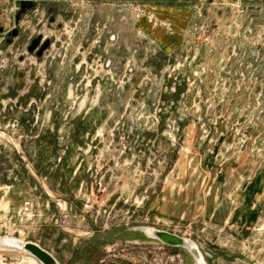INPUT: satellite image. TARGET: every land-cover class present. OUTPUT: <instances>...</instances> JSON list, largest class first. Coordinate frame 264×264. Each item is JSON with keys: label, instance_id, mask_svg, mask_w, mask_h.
Masks as SVG:
<instances>
[{"label": "rangeland", "instance_id": "rangeland-1", "mask_svg": "<svg viewBox=\"0 0 264 264\" xmlns=\"http://www.w3.org/2000/svg\"><path fill=\"white\" fill-rule=\"evenodd\" d=\"M163 1L0 0V264H264V7ZM217 175L247 229L199 227Z\"/></svg>", "mask_w": 264, "mask_h": 264}, {"label": "crops", "instance_id": "crops-1", "mask_svg": "<svg viewBox=\"0 0 264 264\" xmlns=\"http://www.w3.org/2000/svg\"><path fill=\"white\" fill-rule=\"evenodd\" d=\"M35 1H42V0H35ZM69 1L83 3L94 0H69ZM101 1H108V0H101ZM160 1L164 2L163 0ZM244 2L251 6L264 4V0H244ZM220 177H221L220 175H217L214 183L215 185H213V187L210 188L209 192L207 193L205 191L199 192L196 201L195 199L192 201L194 216L200 217L199 227L202 228L203 226L202 225L203 221H201L202 218L205 220H209L211 222L213 221L217 224L229 223L241 229L244 228L247 229L251 224H253L251 223L252 222L251 218H249V203H250L249 201L251 200V197L249 196L247 186L243 191V193L245 192L244 196L243 193H241L242 196L241 195L238 196V198L240 197V200L237 202L232 200L233 201L232 203L235 205L231 206V202L228 201L229 199H231V196L228 197L226 192L227 187H229V185L228 184L226 185V181L224 180L223 177H221L220 180ZM252 201L254 200L252 199ZM260 205L261 204L259 199L258 201H256V208L258 209ZM204 224L208 226L207 222H204ZM197 246L201 250L198 244Z\"/></svg>", "mask_w": 264, "mask_h": 264}, {"label": "water", "instance_id": "water-1", "mask_svg": "<svg viewBox=\"0 0 264 264\" xmlns=\"http://www.w3.org/2000/svg\"><path fill=\"white\" fill-rule=\"evenodd\" d=\"M31 2L23 1L21 4L22 12L26 11L27 8L30 6ZM39 45V40H36L32 43V46L29 48L30 52H34ZM49 42L45 43L44 49L48 48ZM43 51L40 52V55H42ZM150 235L151 237L158 240L163 245L170 247V248H182L187 250L192 257L195 259L197 264H206V261L204 259V256L194 242H192L189 239L183 238L181 236L169 233L167 231L157 230L155 228H151ZM11 241V242H9ZM2 242H4L7 245H10L11 247H14L18 250H21L34 258H36L40 263L42 264H60L58 260L48 251H46L41 246L32 243V242H24L22 240L18 239H5Z\"/></svg>", "mask_w": 264, "mask_h": 264}, {"label": "built area", "instance_id": "built-area-1", "mask_svg": "<svg viewBox=\"0 0 264 264\" xmlns=\"http://www.w3.org/2000/svg\"><path fill=\"white\" fill-rule=\"evenodd\" d=\"M255 7H264V4L262 5H254ZM110 40H115V36L110 37Z\"/></svg>", "mask_w": 264, "mask_h": 264}, {"label": "bare ground", "instance_id": "bare-ground-1", "mask_svg": "<svg viewBox=\"0 0 264 264\" xmlns=\"http://www.w3.org/2000/svg\"><path fill=\"white\" fill-rule=\"evenodd\" d=\"M150 232H152L151 229H146V233H148L150 235ZM9 242H11V241H9ZM200 264H202V263H200Z\"/></svg>", "mask_w": 264, "mask_h": 264}, {"label": "flooded vegetation", "instance_id": "flooded-vegetation-1", "mask_svg": "<svg viewBox=\"0 0 264 264\" xmlns=\"http://www.w3.org/2000/svg\"><path fill=\"white\" fill-rule=\"evenodd\" d=\"M43 45V43L41 42V40L39 41V45L38 48H40Z\"/></svg>", "mask_w": 264, "mask_h": 264}]
</instances>
